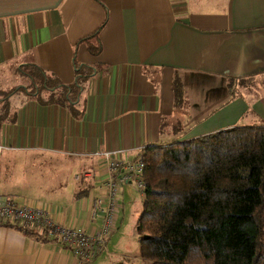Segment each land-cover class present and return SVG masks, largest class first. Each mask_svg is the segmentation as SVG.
<instances>
[{"label": "crops", "instance_id": "0c3cea01", "mask_svg": "<svg viewBox=\"0 0 264 264\" xmlns=\"http://www.w3.org/2000/svg\"><path fill=\"white\" fill-rule=\"evenodd\" d=\"M31 63L64 84L85 64L72 103L6 96L30 83L19 80ZM230 78H241L231 90ZM0 116V199L95 232L109 178L100 152L133 162L147 145L264 124V0H0ZM120 244L115 257L140 259L139 238L134 254ZM0 264L79 263L49 234L0 224Z\"/></svg>", "mask_w": 264, "mask_h": 264}, {"label": "trees", "instance_id": "16d2710c", "mask_svg": "<svg viewBox=\"0 0 264 264\" xmlns=\"http://www.w3.org/2000/svg\"><path fill=\"white\" fill-rule=\"evenodd\" d=\"M90 50L99 52L100 46ZM84 67L76 65L75 82L64 84L27 64L20 71L30 83L6 96L28 90L49 93L50 102H71L82 87ZM240 79H229L230 90ZM174 92L181 99L177 81ZM139 157L145 188L136 225L138 257L145 264H264V124L147 145ZM12 225L40 239L47 235Z\"/></svg>", "mask_w": 264, "mask_h": 264}, {"label": "built area", "instance_id": "2783aa9c", "mask_svg": "<svg viewBox=\"0 0 264 264\" xmlns=\"http://www.w3.org/2000/svg\"><path fill=\"white\" fill-rule=\"evenodd\" d=\"M108 160L109 178L105 181V194L93 201L92 217L101 213L102 221L98 230L88 232L83 228L62 225L45 209L16 203L11 199H0V224L19 223L32 230L46 234L72 252L79 264L92 261L105 250L106 236L114 230L118 182L135 181L144 193L145 182L142 176L143 162L139 157L133 162H123L115 157V151L100 152Z\"/></svg>", "mask_w": 264, "mask_h": 264}, {"label": "rangeland", "instance_id": "374dc122", "mask_svg": "<svg viewBox=\"0 0 264 264\" xmlns=\"http://www.w3.org/2000/svg\"><path fill=\"white\" fill-rule=\"evenodd\" d=\"M19 81L23 85L29 83V79L24 76H22ZM122 186H126L127 188L124 189ZM120 198L121 200H119ZM142 200L143 193L135 181L128 183L118 182L116 216L120 219V225L118 227L116 226V231L114 230L106 236L105 248H107V250L105 252H110V256L103 252L86 264H136L137 262H139V264H145L140 259L117 258L114 256L115 254L119 256L124 255L123 251L120 250L121 242L127 245V247H125V251L128 250L127 253H135L134 249L136 248L137 240L139 238L136 223L142 210ZM112 235L114 238H112V241L108 243L109 237ZM115 238H117V241L114 243Z\"/></svg>", "mask_w": 264, "mask_h": 264}, {"label": "water", "instance_id": "95a60500", "mask_svg": "<svg viewBox=\"0 0 264 264\" xmlns=\"http://www.w3.org/2000/svg\"><path fill=\"white\" fill-rule=\"evenodd\" d=\"M143 238H146V236H143Z\"/></svg>", "mask_w": 264, "mask_h": 264}]
</instances>
